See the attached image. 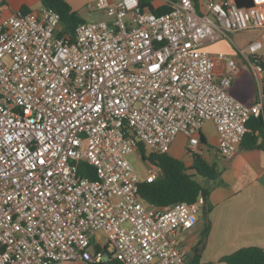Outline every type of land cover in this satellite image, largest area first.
Listing matches in <instances>:
<instances>
[{
    "label": "built area",
    "instance_id": "2783aa9c",
    "mask_svg": "<svg viewBox=\"0 0 264 264\" xmlns=\"http://www.w3.org/2000/svg\"><path fill=\"white\" fill-rule=\"evenodd\" d=\"M95 0L74 37L58 35L53 8L0 20V264H185L178 232L197 224L203 199L147 203L127 156L144 145L170 153L179 134L193 158L205 155L212 121L217 150L232 158L264 90L246 104L231 93L237 62L221 53L218 74L204 44L220 34L264 28V0ZM260 40L246 58L256 71ZM82 163L87 164L84 174ZM102 235L107 242L102 241ZM112 246L113 250H109Z\"/></svg>",
    "mask_w": 264,
    "mask_h": 264
},
{
    "label": "crops",
    "instance_id": "0c3cea01",
    "mask_svg": "<svg viewBox=\"0 0 264 264\" xmlns=\"http://www.w3.org/2000/svg\"><path fill=\"white\" fill-rule=\"evenodd\" d=\"M34 2L35 0H0V20L17 12L23 5L31 7ZM150 2L155 7L163 5L161 0ZM204 2L205 0H194L199 11L201 3ZM217 32L221 37L204 44V49L215 57L216 72L221 74L226 69V63L218 59L219 54L224 53L233 58L238 68L231 93L246 104L255 103L258 100L259 86L264 90V72H257L244 53H247L250 43L260 40L262 46L256 55L264 62V28L227 35ZM234 56L238 57L235 59ZM202 134L207 141L203 157L215 165L218 176L211 187V229L201 260L205 263L227 264L221 259L240 248L257 246L264 249V149H243L240 146L239 151L227 159L217 150V132L212 121L205 122ZM178 139L186 140L181 134L176 141ZM176 141L170 154L182 159L188 166L191 165L192 161L188 163L178 154ZM204 227L203 218L192 229L178 232L179 242L185 247L187 255L198 241Z\"/></svg>",
    "mask_w": 264,
    "mask_h": 264
},
{
    "label": "trees",
    "instance_id": "16d2710c",
    "mask_svg": "<svg viewBox=\"0 0 264 264\" xmlns=\"http://www.w3.org/2000/svg\"><path fill=\"white\" fill-rule=\"evenodd\" d=\"M40 2L44 7L53 8L61 15L59 36L70 34L74 37L77 26L85 21L66 0H40ZM235 2L240 7L254 5V0H235ZM142 6L148 7L158 14L171 9V5L155 7L150 0H142ZM19 10L24 13L32 11L28 5H23ZM256 61L262 64L264 68V62L261 58H256ZM201 140L203 143H207L203 134ZM241 147L243 149H264V116L252 117L248 121L247 133ZM140 152L143 160L161 169V175L158 179L153 182L144 181L140 185V194L147 203L169 207L182 201L195 202L202 197L205 227L198 241L187 255L185 264H213L212 262H202L201 258L211 229L209 214L213 205L210 203L209 197L212 184L218 176L215 165L210 164L204 157L196 155L192 158V164L188 166L185 161L170 153H148L144 145L140 146ZM86 168L87 164L82 163L80 166L81 173L84 174ZM221 261L227 264H264V249L257 246L243 247L223 257Z\"/></svg>",
    "mask_w": 264,
    "mask_h": 264
},
{
    "label": "rangeland",
    "instance_id": "374dc122",
    "mask_svg": "<svg viewBox=\"0 0 264 264\" xmlns=\"http://www.w3.org/2000/svg\"><path fill=\"white\" fill-rule=\"evenodd\" d=\"M66 1L71 3L72 7H74V9L79 13V15L81 17H83L85 20L95 21V20H100V19H106V17L104 16V14L102 12H89L86 9V5L89 2H92L95 0H66ZM30 8L33 10H41L43 8V4L39 0H35L34 5H31ZM247 53H248V50H247ZM237 57L238 56H234L235 59ZM185 147H186V140L182 141V140L178 139L176 141V148L178 150L177 151L178 154H180L184 158V160H186L188 163H190V161H193V160H191L192 158L187 155V153L185 151ZM127 158L142 178L147 176L148 169L151 167V165L149 162L143 160L140 150H136V151L130 153L127 156ZM197 217H198L197 224H199L200 220H203V218H204L202 209L197 212ZM101 239L104 243L107 242V237L105 235H102ZM109 250L110 251L113 250L112 246H109Z\"/></svg>",
    "mask_w": 264,
    "mask_h": 264
}]
</instances>
